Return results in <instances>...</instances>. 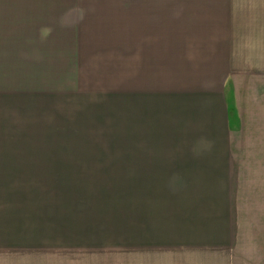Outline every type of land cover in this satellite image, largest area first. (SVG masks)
I'll list each match as a JSON object with an SVG mask.
<instances>
[{
    "label": "crops",
    "instance_id": "obj_1",
    "mask_svg": "<svg viewBox=\"0 0 264 264\" xmlns=\"http://www.w3.org/2000/svg\"><path fill=\"white\" fill-rule=\"evenodd\" d=\"M16 1L22 75L115 82L129 119L172 93L200 141L129 138L110 191L8 185L88 175L0 150V264H264V0Z\"/></svg>",
    "mask_w": 264,
    "mask_h": 264
},
{
    "label": "rangeland",
    "instance_id": "obj_2",
    "mask_svg": "<svg viewBox=\"0 0 264 264\" xmlns=\"http://www.w3.org/2000/svg\"><path fill=\"white\" fill-rule=\"evenodd\" d=\"M16 7V0H0V134L5 130L2 124L7 127V135L0 136V143L4 139L8 143V146H0V150L64 160L73 172L84 173L88 177L9 178L8 185L38 189L53 185L77 189L88 186L89 190L110 191L113 186L126 185V179L95 176L105 175L106 171L113 173L111 169L115 165V156L129 152V138L158 142L162 138L161 145L154 144L152 147L157 149L158 154L166 156L185 153L186 146L181 145L184 140L200 141L195 132L179 127L172 113L175 110L172 93L162 96V106L150 101L145 120H138V113L136 118L132 115L129 119L126 98H118L120 104L115 109V82L67 81L61 65L57 69L50 68L48 76L22 75L16 56L19 40ZM26 36L24 33L21 39L25 40ZM37 77L54 79L33 80ZM164 118L166 123L162 121ZM171 142L180 144L171 145ZM201 148L195 146L194 152H202ZM34 195L40 196L37 193ZM101 203L105 204L104 200Z\"/></svg>",
    "mask_w": 264,
    "mask_h": 264
}]
</instances>
